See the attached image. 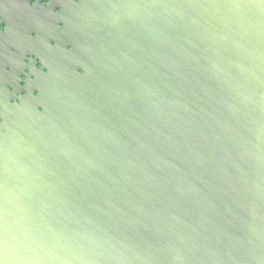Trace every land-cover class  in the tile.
<instances>
[{
    "label": "water",
    "instance_id": "obj_1",
    "mask_svg": "<svg viewBox=\"0 0 264 264\" xmlns=\"http://www.w3.org/2000/svg\"><path fill=\"white\" fill-rule=\"evenodd\" d=\"M35 56L0 264H264V0H75Z\"/></svg>",
    "mask_w": 264,
    "mask_h": 264
},
{
    "label": "flooded vegetation",
    "instance_id": "obj_2",
    "mask_svg": "<svg viewBox=\"0 0 264 264\" xmlns=\"http://www.w3.org/2000/svg\"><path fill=\"white\" fill-rule=\"evenodd\" d=\"M74 1L0 0V98L12 101L26 96L22 95L30 88L26 68L42 70L35 55L55 48L57 16Z\"/></svg>",
    "mask_w": 264,
    "mask_h": 264
}]
</instances>
